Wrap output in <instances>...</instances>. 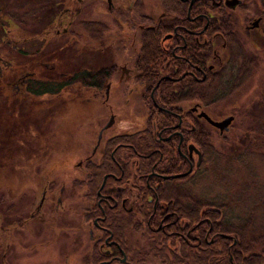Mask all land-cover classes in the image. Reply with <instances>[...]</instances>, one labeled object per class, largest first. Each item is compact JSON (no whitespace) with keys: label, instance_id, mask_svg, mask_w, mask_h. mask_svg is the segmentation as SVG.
Wrapping results in <instances>:
<instances>
[{"label":"flooded vegetation","instance_id":"obj_1","mask_svg":"<svg viewBox=\"0 0 264 264\" xmlns=\"http://www.w3.org/2000/svg\"><path fill=\"white\" fill-rule=\"evenodd\" d=\"M96 1L0 0L1 112L71 99L85 109L81 128L92 127L28 179L40 194L19 222L5 221L7 236L27 231L5 237L0 264H164L141 252L145 231L180 254L189 232H164V223L187 209L189 181L222 135L204 114L222 120L211 111L236 100L233 123L263 78L264 0H100V18L91 17ZM110 97L134 117H119Z\"/></svg>","mask_w":264,"mask_h":264},{"label":"rangeland","instance_id":"obj_2","mask_svg":"<svg viewBox=\"0 0 264 264\" xmlns=\"http://www.w3.org/2000/svg\"><path fill=\"white\" fill-rule=\"evenodd\" d=\"M97 1L99 3L93 4L96 10L91 9V17L100 18L98 10L102 9L103 3L100 0ZM94 24L97 26V23ZM260 81L257 85L261 83L262 94H264V73ZM257 85H254L253 91H256V94L251 97V93V99L250 97L241 98L243 106L250 102V107L243 109L242 106V110L237 111L239 115L232 123L230 130L222 133L215 141L213 151H216V154L209 157L203 166L201 177L193 181L190 187L194 189L198 197L206 201L214 198L217 202H230L234 214L240 220L252 215L255 225L260 228L264 226V145L260 138L251 141L252 129H257L264 122V107L262 106L264 96H261L259 89H256ZM53 102V109L30 110L29 112L18 109L11 115L1 112L2 106H0V252H4L5 237L21 238L27 231L26 227L24 229L20 227L7 236L3 230L6 223L5 210L10 202L6 196L9 186L14 194L10 202L14 206V212H11L10 216L14 218L13 220L21 219V211L33 201V196H35L34 204H36L40 194V190L35 192L32 190V187H37L39 180L28 179L34 178L35 173H45L47 164L51 165L69 149L71 150L75 140L89 133L92 128L89 122L81 128L85 109L78 101L59 98ZM107 102L112 107V111L117 110L119 117H134L132 110L129 109L131 104H124L123 100H115L113 97H110ZM235 102L236 100L221 102L218 109L211 111V115L215 119L230 115ZM92 114L94 115L93 111ZM101 117V113L96 114L97 120H92V126ZM105 118L106 115L103 113L100 123L104 122ZM27 128L32 132H29ZM249 140L251 141L250 147L252 144L257 147L252 152L247 149ZM210 154L212 155V152ZM240 155L244 157V165L240 164L237 158ZM27 157L32 160L26 165ZM44 161L46 164H43ZM28 172L33 175L26 178ZM26 182L30 190H26L27 193L22 191L26 194L23 195L20 189L21 186H25ZM41 183L40 180V189L43 186ZM46 219L50 221L52 214L47 213ZM43 227L47 236L54 237L50 228ZM56 238L59 239L60 234H57ZM35 258L38 256L32 257V259Z\"/></svg>","mask_w":264,"mask_h":264},{"label":"trees","instance_id":"obj_3","mask_svg":"<svg viewBox=\"0 0 264 264\" xmlns=\"http://www.w3.org/2000/svg\"><path fill=\"white\" fill-rule=\"evenodd\" d=\"M259 92H263V89L260 88ZM256 138L262 139L264 145V122L257 129H252L251 141ZM206 141H209L207 135ZM251 141L249 140L247 146V149L251 150L250 152L257 149L253 144L250 147ZM206 149L209 150V153L212 152V155L205 154L203 166L209 157L216 154L212 147ZM237 158L240 164H245L242 155ZM198 173L193 180L189 181L190 189V185L197 179L196 177H201L202 172L199 170ZM166 185L174 187L176 183H167ZM185 199L187 209L179 210L174 214V217H178V222L164 223L166 224L164 232H171L176 228L182 230L183 234L189 232L190 240L181 242V253L177 255L175 251L168 249L165 245L166 238L162 234L147 233L146 231L143 233L145 243L140 249L141 252L142 250L146 251L148 255L154 256L164 264H264V226L257 227L252 215L240 220L234 214L230 202H217L214 198L206 201L191 190H188ZM13 209L14 206L11 204L5 210L6 222H19L25 216V210H22L21 219L13 220L14 218L10 216L11 212H14ZM141 217L142 221L146 220L143 215ZM153 221L156 223L158 218L154 217ZM113 233L115 234V231ZM195 236L199 237V244L196 241H191ZM171 245L175 246L174 240L171 241Z\"/></svg>","mask_w":264,"mask_h":264},{"label":"water","instance_id":"obj_4","mask_svg":"<svg viewBox=\"0 0 264 264\" xmlns=\"http://www.w3.org/2000/svg\"><path fill=\"white\" fill-rule=\"evenodd\" d=\"M205 118L215 127H217L221 133L228 131L230 128V124L232 123L234 117L232 115L226 116L222 120H211L206 114H204ZM185 175V174H184Z\"/></svg>","mask_w":264,"mask_h":264}]
</instances>
